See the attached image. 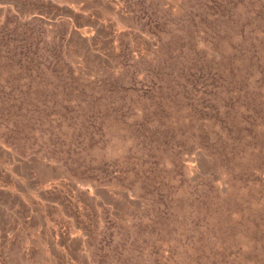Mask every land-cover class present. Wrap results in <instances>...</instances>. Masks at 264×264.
<instances>
[{
    "label": "rangeland",
    "instance_id": "rangeland-1",
    "mask_svg": "<svg viewBox=\"0 0 264 264\" xmlns=\"http://www.w3.org/2000/svg\"><path fill=\"white\" fill-rule=\"evenodd\" d=\"M58 1L0 7V264H264V0Z\"/></svg>",
    "mask_w": 264,
    "mask_h": 264
},
{
    "label": "crops",
    "instance_id": "crops-1",
    "mask_svg": "<svg viewBox=\"0 0 264 264\" xmlns=\"http://www.w3.org/2000/svg\"><path fill=\"white\" fill-rule=\"evenodd\" d=\"M11 1L12 0H0V7L13 5ZM24 2H27L29 4V6L27 5L28 6L27 11L29 13H32V12L35 13V15H37V17L39 18H44L46 16L48 17L54 16L57 10H53V11H50V10L59 9L63 5L58 0H24ZM13 9L14 11H19V12L21 11L20 9H17V8H13Z\"/></svg>",
    "mask_w": 264,
    "mask_h": 264
},
{
    "label": "water",
    "instance_id": "water-1",
    "mask_svg": "<svg viewBox=\"0 0 264 264\" xmlns=\"http://www.w3.org/2000/svg\"><path fill=\"white\" fill-rule=\"evenodd\" d=\"M33 13V12H32Z\"/></svg>",
    "mask_w": 264,
    "mask_h": 264
}]
</instances>
